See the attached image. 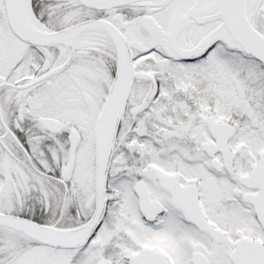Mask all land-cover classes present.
<instances>
[{"label":"snow or ice","instance_id":"obj_1","mask_svg":"<svg viewBox=\"0 0 264 264\" xmlns=\"http://www.w3.org/2000/svg\"><path fill=\"white\" fill-rule=\"evenodd\" d=\"M0 264H264V0H0Z\"/></svg>","mask_w":264,"mask_h":264}]
</instances>
